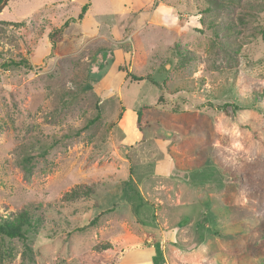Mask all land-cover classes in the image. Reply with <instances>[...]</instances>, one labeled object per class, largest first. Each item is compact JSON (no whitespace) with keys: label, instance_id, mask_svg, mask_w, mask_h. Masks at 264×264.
<instances>
[{"label":"rangeland","instance_id":"obj_1","mask_svg":"<svg viewBox=\"0 0 264 264\" xmlns=\"http://www.w3.org/2000/svg\"><path fill=\"white\" fill-rule=\"evenodd\" d=\"M263 29L264 0H8L0 264H264Z\"/></svg>","mask_w":264,"mask_h":264},{"label":"trees","instance_id":"obj_2","mask_svg":"<svg viewBox=\"0 0 264 264\" xmlns=\"http://www.w3.org/2000/svg\"><path fill=\"white\" fill-rule=\"evenodd\" d=\"M2 0H0L1 2ZM88 3H84L81 6V10L78 14V19H82L83 15L88 7ZM67 21H64L63 24L60 27H56L53 28L49 34L50 36V41L52 44H55L56 42H58L59 40H61V36H62V31H63V27H65L67 25ZM262 33L264 34V29L262 31ZM2 65L4 67H8L10 65L13 66H19V65H24L26 67H30V64L27 60L25 59H19L17 61L9 59L7 62H3ZM119 70L122 71H127L126 67H120L118 66ZM133 79L135 78V80L140 79V77H134L131 76ZM98 78V77H97ZM156 105H158L160 108L162 109H167L168 111H177L178 110V105L175 103L174 100L172 99H168V97L166 95H163L162 93L158 96L157 100H156ZM140 119V111H136V122L138 123ZM138 130L141 131V127L137 126ZM83 190L84 194H89L91 192V188L87 185H76L74 186L72 189H70L69 191L65 192L63 197H70V196H74L75 194H77V190ZM29 223L27 214L25 212H19L17 217H3L1 218L0 221V233L5 234L8 237H23L25 236V232L22 230V225Z\"/></svg>","mask_w":264,"mask_h":264},{"label":"water","instance_id":"obj_3","mask_svg":"<svg viewBox=\"0 0 264 264\" xmlns=\"http://www.w3.org/2000/svg\"><path fill=\"white\" fill-rule=\"evenodd\" d=\"M7 1H8V0H2V1L0 2V12H1V10L3 9V7L6 5ZM170 64H171V61H168V66H167V68H166V66H165L166 70L168 69V67L170 66Z\"/></svg>","mask_w":264,"mask_h":264},{"label":"crops","instance_id":"obj_4","mask_svg":"<svg viewBox=\"0 0 264 264\" xmlns=\"http://www.w3.org/2000/svg\"><path fill=\"white\" fill-rule=\"evenodd\" d=\"M125 116L130 117V121L132 120V121L134 122V119H133V113H129V112H127V113L124 115V117H125Z\"/></svg>","mask_w":264,"mask_h":264}]
</instances>
